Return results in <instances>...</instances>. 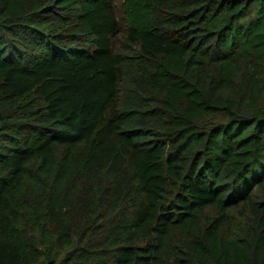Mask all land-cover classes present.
<instances>
[{"label": "trees", "instance_id": "1", "mask_svg": "<svg viewBox=\"0 0 264 264\" xmlns=\"http://www.w3.org/2000/svg\"><path fill=\"white\" fill-rule=\"evenodd\" d=\"M116 1L0 0V264H264V0Z\"/></svg>", "mask_w": 264, "mask_h": 264}, {"label": "rangeland", "instance_id": "2", "mask_svg": "<svg viewBox=\"0 0 264 264\" xmlns=\"http://www.w3.org/2000/svg\"><path fill=\"white\" fill-rule=\"evenodd\" d=\"M120 4H121L120 0H117L116 1V5L119 6ZM118 39H120V36L117 38V40ZM117 40H116V43L115 44H116V48H119L120 45H119V42H117Z\"/></svg>", "mask_w": 264, "mask_h": 264}]
</instances>
